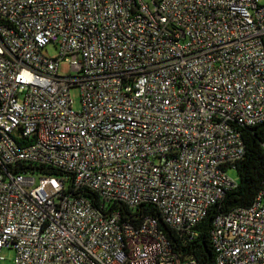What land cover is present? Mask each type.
<instances>
[{
    "label": "built area",
    "instance_id": "built-area-1",
    "mask_svg": "<svg viewBox=\"0 0 264 264\" xmlns=\"http://www.w3.org/2000/svg\"><path fill=\"white\" fill-rule=\"evenodd\" d=\"M262 123L259 0H0V263L199 264L143 208L196 240ZM210 239L264 264V185Z\"/></svg>",
    "mask_w": 264,
    "mask_h": 264
},
{
    "label": "trees",
    "instance_id": "trees-1",
    "mask_svg": "<svg viewBox=\"0 0 264 264\" xmlns=\"http://www.w3.org/2000/svg\"><path fill=\"white\" fill-rule=\"evenodd\" d=\"M241 133L246 145V153L237 164L239 185L236 189L228 192L221 203L211 208L208 216L197 227L199 235L196 240L185 245L181 242L177 232L165 224L156 207L148 205L143 208L146 214L158 220L160 230L172 243L174 251L182 257H194L199 264H215V252L210 239V230L215 217L234 208L251 206L264 185V149L262 146L264 123L251 128H243ZM39 170L45 173L42 168ZM47 173L59 175L56 172Z\"/></svg>",
    "mask_w": 264,
    "mask_h": 264
},
{
    "label": "rangeland",
    "instance_id": "rangeland-1",
    "mask_svg": "<svg viewBox=\"0 0 264 264\" xmlns=\"http://www.w3.org/2000/svg\"><path fill=\"white\" fill-rule=\"evenodd\" d=\"M261 4H264V0H259ZM46 55L50 57H54L57 54V51L54 49L53 46H50L47 48V52L45 53ZM59 73L61 75H69L71 73V67L69 62L67 61H61L60 66H59ZM71 98L74 100V109L75 110H80L81 109V96H80V90L79 88H73L71 90ZM228 175L232 177L235 180H238V174L237 171L231 170L228 172ZM38 178V175L35 176ZM2 257L3 261L0 264H14V257H15V252L12 248H4L2 250Z\"/></svg>",
    "mask_w": 264,
    "mask_h": 264
}]
</instances>
